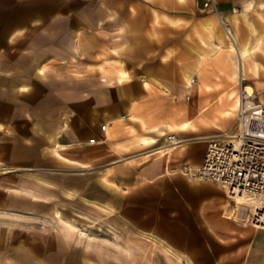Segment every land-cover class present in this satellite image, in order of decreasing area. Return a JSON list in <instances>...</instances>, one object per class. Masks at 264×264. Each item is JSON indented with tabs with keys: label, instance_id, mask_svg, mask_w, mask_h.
<instances>
[{
	"label": "crops",
	"instance_id": "1",
	"mask_svg": "<svg viewBox=\"0 0 264 264\" xmlns=\"http://www.w3.org/2000/svg\"><path fill=\"white\" fill-rule=\"evenodd\" d=\"M48 1L57 6L39 12L43 22L35 0H21L16 17L1 28L0 225L13 235L33 231L47 244L51 236L41 224L78 221L91 208L122 228L125 240L154 231L170 243L175 264H264V228L238 214L225 188L180 171L185 162H203L202 143L209 138L228 140L206 124L217 111L221 125L229 124L222 114L228 98L211 108L206 101L231 90L200 85L193 98L183 97L188 76L205 81L217 70L210 28L199 21L227 18L239 44L264 48V1L217 0V10L191 0L194 12L186 23L178 21L179 0H167V8L165 0L150 7L147 0ZM246 14L255 18L258 41L248 37ZM197 31L204 32L203 42ZM85 62L93 66L87 76L108 81L106 101L99 84L92 93L94 136L82 127V90L47 81L76 84ZM187 120L200 128L179 131L190 145L182 157L169 151L164 134ZM26 248L33 255L45 251L38 242Z\"/></svg>",
	"mask_w": 264,
	"mask_h": 264
},
{
	"label": "rangeland",
	"instance_id": "2",
	"mask_svg": "<svg viewBox=\"0 0 264 264\" xmlns=\"http://www.w3.org/2000/svg\"><path fill=\"white\" fill-rule=\"evenodd\" d=\"M166 1L167 0H165L164 4L165 8L168 6ZM179 1L181 9L180 11L183 14L180 15V20L178 21L181 23H186L188 21L187 19L193 15L194 11L192 10L194 6L191 0ZM133 2H135V0H133ZM147 3L149 7L151 5L154 6L155 0H147ZM21 5V0H0V35L2 34L1 28L3 27L4 23L10 21V18L16 17V15L12 14L14 8L19 6L21 7ZM56 6L57 5H55L54 2L50 4V1L48 0H35L37 21L43 22L44 15L43 13L39 15V12H41L44 7L55 8ZM251 17V15H244L246 29L249 31L248 37L253 38L254 34L252 29L255 28L254 24H256V21L254 20L255 18ZM260 17L262 20H264L261 15ZM54 21L56 23H60L66 22L67 20L56 19ZM165 21L173 22V20L166 19V17ZM218 26H220L219 22ZM216 31L210 28V30L207 31V34L212 43L210 45L209 51L212 55V60H215V63H213L217 70L213 69L210 77L205 78V81L207 82H205L203 78H201L202 80H194L193 78V82H191L190 78L193 76H188L186 79L188 92L183 97L186 100L193 98L194 93L198 92L197 87H200V85L209 86L212 91H215L219 88H228L231 90L229 96L227 94L210 96L206 101L208 107L211 108L217 103H224L225 98H228L229 106L227 107V112L222 114L227 117L228 121H230L229 124L221 125V113L219 111L213 112L211 118L212 120H208L206 124L212 129L216 130V133H225L226 135L224 137L230 139L231 137L229 135L236 134L239 130L238 115L233 114V112L238 113V111H233L234 99L231 96L232 92L238 91L241 86L239 82V75L234 77L236 71L238 70V60L237 53L233 51L225 42L221 41ZM239 32H242V27L239 28ZM255 32L256 33L254 37L256 41H258V38L256 37L259 32ZM183 33L184 32L181 30V34ZM203 35L204 32H196L197 38L202 42L204 40ZM261 39H264L263 34H261ZM226 40L229 41L228 37ZM261 48L262 51H264V48ZM257 61H262V63H264L263 52L259 53L256 57L251 56L247 61L245 71L243 73L244 79L242 80V83H251L256 85L262 80L263 84L259 86L254 96H250V99L261 101L264 104V67H259L260 65H258ZM86 65V62L83 63V69L77 71V75L81 77L77 79L76 84L72 83L70 79L61 80L53 78L47 81L51 83L52 86H60L63 90L65 89L70 91L72 86H75L78 92H81L82 90V95L80 93L77 95L78 102L84 105L82 127L84 130H88V135L94 136L90 130V106L93 100H95V94L93 95L92 93L95 91V85L99 84L101 90V100L104 98L103 101H106L108 93V81L106 79L97 80L95 77L87 76L88 72L91 73L93 66L89 65L87 67L89 69H87L85 67ZM194 88L195 90H193ZM68 96L69 95H67L66 98H68ZM53 100L56 101L55 97H53ZM102 123L107 122L106 120H101V124ZM183 123H186L187 126L184 127L182 125ZM183 123L180 124L178 128H175L176 132L173 131L164 134V137L168 138L170 143H172L170 136L173 139H180L178 138L179 131L193 126L189 120ZM193 127L197 129L200 128L197 123L196 125L194 124ZM210 139L211 138L202 143L204 155L206 154ZM169 151L172 152L171 149ZM198 166L199 164L185 162L182 164L180 171L184 176H186V178L191 180L185 174L186 167H191L194 169ZM201 181L209 182L204 180ZM242 205L245 204L243 203ZM238 214L242 215L239 210ZM41 226H43L41 228L45 229L47 232L45 234H49L51 236L49 239H46L48 240L47 244H45V240H36L35 238L38 237V235L33 231L28 232L27 230H21L20 233L17 232L16 235H13V232H8L7 228L0 225V264H175V262H177V256H172L170 253V243L157 236L154 231L144 232L142 235L137 236L136 238L128 237L125 240V233L122 228L115 229L113 224L109 225L106 214H100L91 208L86 211L85 217H79L78 221L57 222L50 225L41 224ZM27 242H32L33 244H35V242H38L39 244L41 243L43 246H45L44 254L33 255L31 252L32 248H26Z\"/></svg>",
	"mask_w": 264,
	"mask_h": 264
},
{
	"label": "built area",
	"instance_id": "3",
	"mask_svg": "<svg viewBox=\"0 0 264 264\" xmlns=\"http://www.w3.org/2000/svg\"><path fill=\"white\" fill-rule=\"evenodd\" d=\"M217 7V0L205 6ZM239 130L235 141L213 137L209 140L203 162L196 168L186 167L190 179L209 181L225 188L230 197L245 196L249 221L264 226V104L242 97L238 108ZM107 123L102 124L106 130ZM173 141V138L170 136ZM90 142H96L91 137Z\"/></svg>",
	"mask_w": 264,
	"mask_h": 264
},
{
	"label": "bare ground",
	"instance_id": "4",
	"mask_svg": "<svg viewBox=\"0 0 264 264\" xmlns=\"http://www.w3.org/2000/svg\"><path fill=\"white\" fill-rule=\"evenodd\" d=\"M218 22L219 25L218 26ZM218 22L217 20L215 21L214 19H206V20H200L199 23L201 25H205L208 28H211L212 30L216 31L218 33V36L220 37L221 41L225 42L233 51H235L237 53V60H238V70L236 71V74L234 77H236L237 75H239V82L241 84L240 88L238 91H233L231 96L234 99L233 102V111L237 110V108H239V105H241V101H242V97L245 96L246 98H249L250 96H254L256 94L257 89L259 88V86H261L262 80L258 82V84H251V83H242V80L244 79L243 73L245 71V67L247 64V61L250 59L251 56L256 57L259 53L263 52L261 46L258 45H249L248 43H244V45H241V43L239 44V39L237 37V34L235 33L234 29L230 26V23L228 22L227 18H222L221 16H218ZM222 28V29H221ZM216 29V30H215ZM229 39H227V37ZM264 54V52H263ZM258 65H260L259 67H264V63H262V61H257ZM124 72L121 73V77H124ZM146 78V77H145ZM35 79V78H34ZM190 81L193 82V77L190 78ZM38 82V81H36ZM36 85V84H35ZM34 85V86H35ZM37 86V85H36ZM23 90V89H21ZM35 90V88H34ZM35 94V92H34ZM32 96V94H31ZM258 97V96H257ZM232 111V112H233ZM233 114L238 115L237 112H233ZM184 127L187 126L186 123L182 124ZM170 131H174L176 132L175 128L172 127ZM232 141H235V134H231L229 135ZM151 139L146 138L145 142L149 143L151 142ZM193 145V144H192ZM2 146V145H1ZM7 146V144H6ZM188 143L187 141H184L182 139H173L170 149L175 152L176 154H180L182 156V154H184L187 149H188ZM3 147V146H2ZM10 147V146H9ZM195 147V146H194ZM196 148V147H195ZM193 149V147H192ZM9 151V150H8ZM7 151V152H8ZM188 153V152H187ZM194 154V153H193ZM186 156V155H185ZM178 157V156H177ZM183 157V156H182ZM9 158V157H8ZM185 158V157H184ZM190 158V157H189ZM7 159V158H6ZM186 160V159H185ZM197 162V161H196ZM195 162V163H196ZM190 163V161H189ZM187 164V163H186ZM192 164V163H191ZM194 166V165H193ZM191 180H196L201 181L200 179H191ZM233 199L236 201V209L239 210V212L242 213V215L244 217L247 218V220L249 221V217L250 214L249 212H247V206L246 205H242L245 201H248L247 198L245 196H236L233 197ZM227 200V199H226ZM223 214V213H222ZM2 219V218H1ZM19 221V220H18ZM28 222V221H26ZM21 223V222H20ZM25 223V221H24ZM33 223V222H32ZM41 223V222H40ZM7 224V223H6ZM13 224V223H12ZM26 224V223H25ZM18 226V225H17ZM31 226V225H30ZM261 228V227H260ZM264 228V226H263ZM21 229V228H20ZM43 232V230H42ZM50 232V231H49ZM5 233V232H4ZM24 233V232H23ZM27 233V232H26ZM44 233V232H43ZM6 234V233H5ZM16 234V233H14ZM7 235V234H6ZM19 237V236H18ZM5 238V237H4ZM25 238V237H24ZM14 240V239H13ZM24 242V240H23ZM3 245V244H1ZM16 245V244H15ZM36 247V246H34ZM33 247V248H34ZM35 249V248H34Z\"/></svg>",
	"mask_w": 264,
	"mask_h": 264
}]
</instances>
